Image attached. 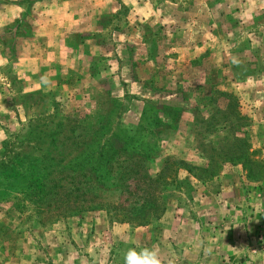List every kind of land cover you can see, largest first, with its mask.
<instances>
[{"label": "rangeland", "instance_id": "1", "mask_svg": "<svg viewBox=\"0 0 264 264\" xmlns=\"http://www.w3.org/2000/svg\"><path fill=\"white\" fill-rule=\"evenodd\" d=\"M108 1L0 0V264H125L153 247L161 264H264V180L244 177L264 164V14L153 0L161 16L145 21L132 0ZM143 123L157 154L128 168L177 170L154 192L163 213L135 227L119 220L141 181L91 196L70 176L82 127ZM57 124L65 133L44 137Z\"/></svg>", "mask_w": 264, "mask_h": 264}, {"label": "trees", "instance_id": "2", "mask_svg": "<svg viewBox=\"0 0 264 264\" xmlns=\"http://www.w3.org/2000/svg\"><path fill=\"white\" fill-rule=\"evenodd\" d=\"M148 110L149 109L143 107L141 111V120L144 122L145 119H148L152 123L153 127L154 125L159 126L162 117L160 119L158 118L157 111L155 109L151 110V113H149ZM163 116L164 118H169L168 115ZM60 126L61 125L57 124V127L53 130V132L45 134L44 137H48L52 140V135L57 136L59 134H64L65 132L60 128ZM106 126L107 125H98L97 128L92 131L90 130V132L84 131V129H82L84 127L81 128V130L85 132L82 137L90 136V139L84 148L82 159L77 163V170L75 169L77 172L74 171L73 173L72 171L70 179L75 174L76 175L73 178L80 177L82 180L81 184L83 185V193L91 194V196L92 194L99 192L105 193L109 191V189L111 190V188L113 190H117L129 180L137 182L141 181L145 189L142 203L137 209L132 207L126 210L125 213H123L126 217V221H119L130 223L135 227H144L149 224V220L158 219L164 211L163 203L159 200L160 195H158V193L154 195V192L158 189L160 183L163 185L165 184L164 178H166V175L164 172L166 170L169 171L167 177L168 179L169 174L172 173L175 175L177 169H170L173 165V161L168 158L163 161L159 171L153 177H149L145 173H139L136 170L138 167L133 169L128 168L127 165L130 161L133 162L134 166H138L136 162H150L155 158L158 146L156 137L152 136V132H147L146 135L143 134L145 131L143 126H147V123L134 126L130 130L121 128L120 126L112 130V128L110 129ZM77 128L78 127L76 126L75 130ZM68 133H74V130L68 131ZM116 160H119L120 162L118 163H121V165H118ZM176 164L177 167H185L183 165L184 163L181 161H178ZM246 165H249L251 168L245 170L244 177L250 183L256 184L264 180V164L262 161L246 162ZM116 169L117 172L115 171ZM203 170L207 171V169ZM185 171L189 172V170ZM135 175L137 176L132 177ZM37 176L40 175L35 172L34 175L31 174L29 177H25L24 179L26 182L24 181V183L28 186L36 185ZM70 182L72 183V181ZM79 191L80 189L77 188L73 191V193Z\"/></svg>", "mask_w": 264, "mask_h": 264}, {"label": "crops", "instance_id": "3", "mask_svg": "<svg viewBox=\"0 0 264 264\" xmlns=\"http://www.w3.org/2000/svg\"><path fill=\"white\" fill-rule=\"evenodd\" d=\"M224 2L228 5L227 7L231 8L230 10L234 14L239 15L243 20H246V17L260 19L261 14H264V0H225ZM207 3L208 0H196V3H191V5L195 6L196 4H200L204 5L207 9ZM166 4L174 7L179 6L175 1L166 2ZM130 6L134 7L132 10L139 13V16L145 21L154 19L156 16H161V8H159V4H154L153 0H132ZM222 6L224 5L222 4ZM255 36L256 38L264 37V29L261 33H257ZM261 82L264 83V78Z\"/></svg>", "mask_w": 264, "mask_h": 264}, {"label": "clouds", "instance_id": "4", "mask_svg": "<svg viewBox=\"0 0 264 264\" xmlns=\"http://www.w3.org/2000/svg\"><path fill=\"white\" fill-rule=\"evenodd\" d=\"M125 264H161L158 252L153 248H143L137 251L130 248L124 255Z\"/></svg>", "mask_w": 264, "mask_h": 264}]
</instances>
